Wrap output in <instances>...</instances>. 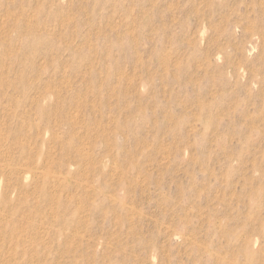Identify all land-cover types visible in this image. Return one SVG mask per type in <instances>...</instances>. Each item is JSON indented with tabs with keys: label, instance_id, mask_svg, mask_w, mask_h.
<instances>
[{
	"label": "rangeland",
	"instance_id": "374dc122",
	"mask_svg": "<svg viewBox=\"0 0 264 264\" xmlns=\"http://www.w3.org/2000/svg\"><path fill=\"white\" fill-rule=\"evenodd\" d=\"M0 264H264V0H0Z\"/></svg>",
	"mask_w": 264,
	"mask_h": 264
}]
</instances>
